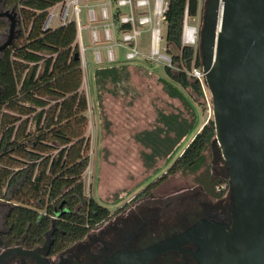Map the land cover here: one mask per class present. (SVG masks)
I'll return each instance as SVG.
<instances>
[{"label":"trees","instance_id":"16d2710c","mask_svg":"<svg viewBox=\"0 0 264 264\" xmlns=\"http://www.w3.org/2000/svg\"><path fill=\"white\" fill-rule=\"evenodd\" d=\"M61 0H3L2 12L16 9L20 32L14 45L0 54V211L2 223L10 229L12 243L21 242L32 250L42 246L51 231V254H58L82 241L112 211L85 192L83 174L90 165V141L86 139L89 120L88 100L81 90L85 73L81 58L76 59L75 24L44 30L47 9ZM167 47L172 67H164L159 83L172 98L183 100L192 109L184 91L203 97L199 80L189 75L192 67L203 65L202 52L182 46L185 14L196 19L199 0H168ZM10 24L0 18V42H6ZM3 42V43H4ZM1 44V43H0ZM102 64L95 70L94 86L101 93H118L117 86L129 79V65ZM143 65V64H142ZM109 87V88H108ZM164 127L139 134L145 148L158 151L147 157L168 159L189 141L166 174L150 184L136 199L148 197L171 177L205 175L213 182L216 199L223 179L212 180L209 155L216 135L214 120L200 130L196 113L160 114ZM206 184V185H205ZM230 188V185H228Z\"/></svg>","mask_w":264,"mask_h":264},{"label":"water","instance_id":"95a60500","mask_svg":"<svg viewBox=\"0 0 264 264\" xmlns=\"http://www.w3.org/2000/svg\"><path fill=\"white\" fill-rule=\"evenodd\" d=\"M0 18L10 24L2 54L14 45L21 24L16 9L0 12ZM204 18L200 51L216 128L211 146L220 147L226 163L232 225L202 221L179 237L180 244L202 238V264H264V0H208ZM174 242L118 255L108 264H149ZM19 256L48 264L35 249L21 246L2 254L0 264Z\"/></svg>","mask_w":264,"mask_h":264},{"label":"rangeland","instance_id":"374dc122","mask_svg":"<svg viewBox=\"0 0 264 264\" xmlns=\"http://www.w3.org/2000/svg\"><path fill=\"white\" fill-rule=\"evenodd\" d=\"M199 1L198 16L196 19H189L193 25L198 26L197 48L200 50L201 31L208 0ZM153 2L154 0H150L152 6ZM79 5L81 6L82 39H84L87 58V65H83L85 76L81 90L86 94L88 100L89 127L86 139L90 141L87 153L91 159L88 169L83 174L85 192L112 212H117V208L123 205H127L126 208L140 205L142 210H147L160 202L172 201L173 204H177L178 196L182 197L187 193L201 191L202 185L200 184L206 182L205 175L199 180H197L198 175L189 177L178 175L171 177L165 184L154 189L150 196L145 197L146 199L134 204L136 198L150 184L166 174L167 169L189 142H184L166 160L159 157L151 159L147 156L152 152H157L158 148L156 149L153 145L145 148L144 143L137 136L144 132L154 131L157 127H164L160 122V114H181L191 119L194 111L198 121L197 130H200L208 123V120H213L214 105L209 87L205 84L202 85L203 97H198L191 89L183 92L192 107L191 109L183 100L170 97L159 83V77L165 76L164 65L146 62L140 63L138 66L129 65L127 70L129 79L117 86V94L105 91L100 95L97 86H94L95 70L101 65L95 61V50L100 51L103 55V62L106 64L108 61L107 50L112 48L116 55L114 64H125L128 63L125 55L126 49L116 46L114 40L108 42L103 38L104 30L110 25L109 21L101 18V8L106 5L105 0H80ZM93 8L96 11V20L90 22L88 13ZM0 12H2L1 8ZM94 30L102 39L100 42L91 39V33ZM162 33L166 39L162 44L161 53L163 54L165 53L164 47L167 48V24H164ZM139 37V46L149 49L151 44L149 26L141 28ZM207 155H209L210 174L213 179V176L216 175L213 170L214 161L220 158L222 166H225L226 163L221 157L218 145L215 148L211 146ZM223 180L227 183H220L218 186L225 185L227 192L224 197L219 199L231 194V188H228L229 182L226 179ZM211 189L212 194L215 195L216 192L212 185ZM217 191L220 190L217 189ZM134 197H136L135 201L130 202ZM3 217L0 211V221Z\"/></svg>","mask_w":264,"mask_h":264},{"label":"flooded vegetation","instance_id":"af4514ba","mask_svg":"<svg viewBox=\"0 0 264 264\" xmlns=\"http://www.w3.org/2000/svg\"><path fill=\"white\" fill-rule=\"evenodd\" d=\"M213 170L216 175L212 180L223 179L228 174L226 165L220 164V158L214 161ZM211 185L213 182L202 186L201 191L178 196L177 204L172 201L160 202L147 210H142L140 205H135L134 208L120 206L117 212H112L110 219L100 224L82 241L58 254H51L54 231L48 234L42 246L33 249L48 264H108L118 255L140 254L173 240V247L153 257L149 264H202L198 257L203 239L190 240L182 245L179 237L196 228L202 221L223 223L228 229L232 225V194L223 199H216L212 194ZM135 198L130 202H134ZM143 199L146 198L137 199L134 204ZM9 235L10 229L0 221V256L17 246L24 248L21 242L12 243ZM2 264L38 262L19 256Z\"/></svg>","mask_w":264,"mask_h":264},{"label":"built area","instance_id":"2783aa9c","mask_svg":"<svg viewBox=\"0 0 264 264\" xmlns=\"http://www.w3.org/2000/svg\"><path fill=\"white\" fill-rule=\"evenodd\" d=\"M92 1V0H87ZM106 5L101 8V18L109 21L110 25L104 30L103 38L108 41H115L116 46H122L126 49V61L159 63L164 67H172V57L167 53L168 47H164L161 53L162 44L166 41L162 29L167 24L166 12L168 10V0H154V5L150 0H105ZM80 0H61L59 3L48 8L45 20L44 30H56L70 24H75L77 29L76 44L79 46V56H81L82 65H87L85 56L84 39H82V22L80 21L81 6ZM89 21L96 20L95 9H90L88 13ZM185 21L182 31V46L192 47L197 51L198 26L193 25L185 14ZM149 26L151 44L149 49L139 46V36L141 28ZM91 39L100 42L98 33L94 30L91 33ZM120 42V43H119ZM94 58L96 63L104 64L103 55L99 50H95ZM107 63L112 64L116 61V55L112 48L107 50ZM189 75L205 84L206 74L204 69L192 67ZM206 85V84H205ZM218 190H225V185L218 186Z\"/></svg>","mask_w":264,"mask_h":264}]
</instances>
